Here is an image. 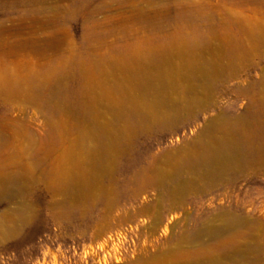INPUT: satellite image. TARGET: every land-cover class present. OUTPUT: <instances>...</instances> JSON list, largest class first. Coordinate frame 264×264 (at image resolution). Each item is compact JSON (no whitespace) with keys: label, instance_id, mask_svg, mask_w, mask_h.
<instances>
[{"label":"rangeland","instance_id":"rangeland-1","mask_svg":"<svg viewBox=\"0 0 264 264\" xmlns=\"http://www.w3.org/2000/svg\"><path fill=\"white\" fill-rule=\"evenodd\" d=\"M263 129L264 0L1 1L0 264H264ZM235 134L252 159L200 161ZM76 158L95 188L50 179Z\"/></svg>","mask_w":264,"mask_h":264},{"label":"bare ground","instance_id":"bare-ground-1","mask_svg":"<svg viewBox=\"0 0 264 264\" xmlns=\"http://www.w3.org/2000/svg\"><path fill=\"white\" fill-rule=\"evenodd\" d=\"M1 1L3 2L4 0H1ZM185 52L184 53L179 52V57L184 59V61H182V63H180V65H175L174 69H175V71L176 70L185 71V75H187L188 77H192L195 74L194 73L195 72L194 71L195 66H194L193 62L191 60H189V58H188L189 56ZM167 54H169V53L164 52V51L160 52V53L159 52H150L149 58H148L149 59V66L151 67V69H152V67H154V69L152 71H150V69H149L146 71L143 70L144 72H140L143 76V80H141L137 83V87H139L140 89L151 90L155 94L156 99H157L156 103L161 102L160 96L163 94L162 92H163L165 86L170 83V79H171V72L168 70V68L163 63V62H166ZM146 59L147 58H145V60ZM124 63L121 65V67L125 68V69L128 68V65H126ZM113 66H115V64ZM113 66H112V68H113ZM140 67H142V66H140ZM170 68H172V67H170ZM121 71H122V69H121ZM200 71L204 72V70H200ZM132 76H134V75H132ZM173 78H175V77H173ZM130 81H131V79H130ZM104 89H106V88H104ZM103 96H105L106 98L107 97L111 98V90L110 91H108V90L104 91ZM143 105L146 108L149 115L153 116V115L157 114V112L155 110L156 106H154V104L144 103ZM261 133L264 135V129L261 130ZM236 135L237 134L232 135L233 138H231L232 136H229V137H217V138L211 139L212 140L211 143L205 146L203 158H199L200 161L215 165L216 171L222 172L223 170L230 168L232 166L243 165L247 160L252 159V158H244L246 156V154H245V152L244 153L242 152V148H241V144H240V142H242V141L241 140H240V142H239V140L236 141L237 140V139H235ZM261 146H262V144H261ZM58 160H60V158ZM114 160H115V158L113 159V161ZM64 161H65V159H64ZM72 161H70L69 163L67 161L63 162L64 167L61 165L60 166L58 165L57 170L53 174L50 175V179L55 182V186L69 187V188H75L76 187V188H80V189L93 187L94 185L89 181L90 180L89 178L91 177L90 175L94 171H97L98 169L102 168L100 158H89V159L86 158L84 160H82V159L77 160V158H76L75 162H72ZM263 161H264V158H263ZM78 164L83 165V166L87 165V167L90 166V168L84 169L83 171H81V168L80 169L78 168ZM190 165H192V164H190ZM213 169H214V167H213ZM98 184H99V182H98ZM95 186L93 188H95ZM222 221H223V224L220 227H218V228H215V227L211 228L210 227L209 231H211L212 233H215V234L221 233L225 230L235 229L236 227H238L241 224L239 219H237L236 217H228V218L224 217V219Z\"/></svg>","mask_w":264,"mask_h":264}]
</instances>
